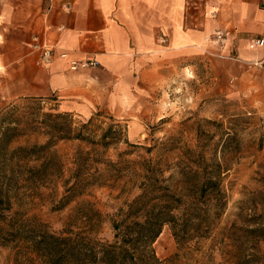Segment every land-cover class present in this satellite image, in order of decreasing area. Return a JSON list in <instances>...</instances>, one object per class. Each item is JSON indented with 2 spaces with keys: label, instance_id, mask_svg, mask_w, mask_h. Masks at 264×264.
Listing matches in <instances>:
<instances>
[{
  "label": "crops",
  "instance_id": "obj_1",
  "mask_svg": "<svg viewBox=\"0 0 264 264\" xmlns=\"http://www.w3.org/2000/svg\"><path fill=\"white\" fill-rule=\"evenodd\" d=\"M218 29L224 45L209 39ZM34 35L53 48L46 66ZM250 36L264 37V0H54L49 10L41 0H0V102L54 93L69 110H105L139 138L183 85L201 82L210 104L264 77V45L250 48ZM61 51L98 64L72 71Z\"/></svg>",
  "mask_w": 264,
  "mask_h": 264
},
{
  "label": "rangeland",
  "instance_id": "obj_2",
  "mask_svg": "<svg viewBox=\"0 0 264 264\" xmlns=\"http://www.w3.org/2000/svg\"><path fill=\"white\" fill-rule=\"evenodd\" d=\"M198 70L200 74V68ZM200 85L201 82L195 80L177 91H171L165 100L169 101L170 113L161 120L148 122L146 134L144 132L139 138H133L131 131L128 133L127 122L105 110L96 109L88 115L69 110L67 102L54 93L48 97L19 96L2 100L0 107L15 105L14 113L23 118L26 134L19 136L13 145L46 140L44 135L29 127L28 119L33 121L38 109L40 113L68 109L73 127H78L81 121L98 111L101 114L94 116L91 127L95 134L109 123L121 125L124 132L126 128L131 145L119 141L102 150L101 155L116 163L119 160L129 162L104 168L103 163L94 161L98 155L92 151L81 168L83 173L91 174L82 198L92 202L99 212V215H93L92 226L87 231L101 240L113 239L111 219L118 217L117 213L138 194L139 182L145 172L142 163L155 164L168 178L167 182L174 184L181 158L179 149L195 147L199 142L200 130V140L210 153L228 162L229 168L222 175L226 197L224 210L207 237L179 248L170 228L164 225L152 248L163 261L173 258L180 251V256L174 258L176 264H235L233 258L239 257V252L254 244L259 255L264 252V237L245 238L227 233L234 223L237 226L264 223V77L255 79V75L251 78L248 76L240 92L220 97L210 104L200 94ZM196 94H200L196 101L189 98ZM140 132L136 130L134 134L139 135ZM222 142L226 148L224 154L220 151ZM148 147L150 150H147ZM88 149L89 144L82 140H55L51 150L61 160V169L57 166L42 182L36 184L24 183L19 179L18 185L10 192L12 206L9 215H13L14 223L28 226V230L43 229L55 234H66L68 224L74 229H80L83 224V230H86V224L82 221L69 222L77 200L62 208H58L57 204L63 193L64 180L71 178L76 167L79 151ZM96 167L100 170H95ZM5 239L6 243L0 244V264H42L39 254L26 241L21 238ZM255 264L262 262L256 260Z\"/></svg>",
  "mask_w": 264,
  "mask_h": 264
},
{
  "label": "trees",
  "instance_id": "obj_3",
  "mask_svg": "<svg viewBox=\"0 0 264 264\" xmlns=\"http://www.w3.org/2000/svg\"><path fill=\"white\" fill-rule=\"evenodd\" d=\"M5 106L0 107V244L6 243L5 237L12 240L21 238L39 254L42 264H176L174 258L180 256V251L173 258L163 261L152 248L163 226L168 225L177 246L184 247L207 237L224 210L226 197L222 175L229 168L228 162L210 153L200 140L199 130V142L195 147L179 149L181 158L174 184L167 182L168 178L155 164L143 162L145 172L139 182L138 194L117 213V218L111 219L113 239H96L87 229L93 215H99V212L92 202L82 198L91 174L83 173L81 168L92 151L98 155L94 161L103 163L104 168L129 162L119 160L116 163L101 155L102 150L113 143L124 141L131 145L126 128L124 132L121 125L109 123L95 134L91 127L94 116L101 114L98 111L81 121L78 127H73L69 111L40 113L38 109L33 121L28 119L29 127L44 135L46 140L13 145L19 136L26 134V128L22 116L14 113L15 105ZM63 139H78L89 144L87 151H79L76 167L71 178L64 180L63 193L57 204L58 208H62L77 200L69 222L82 221L86 224V230H83V224L80 229L68 224L66 234L35 228L28 230V226L14 223L13 215H9L12 206L10 192L18 185L19 179L24 183L36 184L42 182L57 166L60 170L62 162L51 147L55 140ZM225 150L222 142L221 154ZM95 170L100 169L96 167ZM227 233L261 238L264 237V223L252 222L246 226L234 223ZM255 250V244L244 249L242 253L239 252V257L233 258V262L255 264L256 260H260L264 264V252L259 255Z\"/></svg>",
  "mask_w": 264,
  "mask_h": 264
},
{
  "label": "built area",
  "instance_id": "obj_4",
  "mask_svg": "<svg viewBox=\"0 0 264 264\" xmlns=\"http://www.w3.org/2000/svg\"><path fill=\"white\" fill-rule=\"evenodd\" d=\"M41 1H44L46 3V10H49L54 0H41ZM61 9L64 12H69L71 9V5L69 3L63 2L61 4ZM209 39L218 45H224V43L226 42V34L222 30L218 29V30H215L209 36ZM32 41H33L32 49L38 50L39 52L37 62L40 65H44V66L48 65L51 62L52 57H53V48L48 46L45 43H42V42L40 43L37 35L33 36ZM161 41H164V39H161ZM248 44H249V47L253 49L262 47L264 45V37L250 36L248 38ZM59 56L62 58H67L69 69L72 71L94 68L98 64V61L95 58L70 57L67 51H61L59 53Z\"/></svg>",
  "mask_w": 264,
  "mask_h": 264
}]
</instances>
